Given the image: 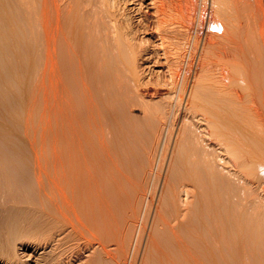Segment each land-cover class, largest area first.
I'll use <instances>...</instances> for the list:
<instances>
[{
  "label": "rangeland",
  "instance_id": "rangeland-1",
  "mask_svg": "<svg viewBox=\"0 0 264 264\" xmlns=\"http://www.w3.org/2000/svg\"><path fill=\"white\" fill-rule=\"evenodd\" d=\"M259 1L0 0V264H264Z\"/></svg>",
  "mask_w": 264,
  "mask_h": 264
},
{
  "label": "bare ground",
  "instance_id": "bare-ground-1",
  "mask_svg": "<svg viewBox=\"0 0 264 264\" xmlns=\"http://www.w3.org/2000/svg\"><path fill=\"white\" fill-rule=\"evenodd\" d=\"M53 1H55V0H53ZM115 1H116V0H115ZM120 1H122V4H126L125 1H127V0H118L119 3H120ZM149 1H150V3H151V6H152L151 9L153 10V13H154L153 17L155 18V21L153 20V23H154L153 25H154V27H155V29H156L155 32L157 31L156 34L159 35V39H160V42H161L160 44H161V46H163L162 48L164 49V54L167 55L168 58L170 57L169 55L174 54V55H173V57H174V56L178 53V51H177V49L174 50V51H171V50L175 49V45H174V48H173V45H172V47H171V45H170V44H171V43H170L171 41L169 42V41H168V38H167V36H170V35H167V34H168L167 32H169L170 29H173L172 27H174L173 25L176 24V23L180 26V27H179L180 29L183 28V29H186V30H187V29L190 27V26H189V23H190V22H188V20L190 21L189 16L191 17V15H190V14H191V13H190V9L187 11V12L190 13V14L188 15V17H185V16H187L188 13H186V14L183 16L184 13H182V12H184V8H189V7L185 6V7L183 8L182 6H183V4H184L185 2L182 4V0H181V4H179L180 6H178V3H176V6H173V7H171V6H172V4H173L174 2H173V3H170V2H172L173 0H171V1H170V0H149ZM165 1H166V3H165ZM167 1H169V3H170L171 6H170V5H167ZM174 1H175V2H179L178 0H177V1L174 0ZM184 1L187 2V0H184ZM188 1H189V0H188ZM251 1H252V0H251ZM123 2H124V3H123ZM247 2H248V1H247ZM255 2H257V4H258V0H255ZM261 2H262V1H261ZM261 2L259 1V4H264V3H261ZM119 3H118V4H119ZM250 3H251V2H250ZM186 4H187V3H186ZM255 4H256V3H255ZM257 4H256V5H257ZM173 5H175V4H173ZM257 6H259V5H257ZM116 7H117V6H116ZM176 7H179V8L181 7V8H183V11H182L181 8L178 9V8H176ZM262 7H264V6H262ZM112 8H113V5H112ZM250 8H251V7H250ZM256 8H257V7H256ZM259 8H260V6H259ZM260 9H261V8H260ZM114 10H115V9H114ZM186 10H187V9H186ZM186 10H185V11H186ZM246 10H247V8H246ZM256 10L258 11V9H256ZM262 10H264V9H262ZM262 10H261V11H262ZM117 11H118V10H117ZM96 12H97V11H95V12L93 13V15H95ZM113 12H114V11H113ZM113 12H110V13H109V11H108L109 14H105V15H107V16L104 15V19L107 18V19H106L107 21L103 19V13H102V17H101V18L106 22V24H107L108 20H110L109 22L112 21L111 24L108 22V25L103 24V26H102V28H103L104 25H105V29H106L105 32H106V31H108V32L105 33L104 30L100 29L101 32H104V33L107 35V36L104 35V38H102V37H103V36H102V37H101V38H102L101 40H99V39H100V36L98 37V38H99V39H98V44H102V43H103V44H102L103 48H104V46H106V45L108 44V42H109V39L107 38L108 40L106 41V38H105V37H109L111 33H112V36H113V34H117V32L119 31L118 28L115 29V28L117 27V26H116V25H117V24H116L117 22H115V21H118V20H117V17H119V16L117 15V12H116V11H115L114 13H113ZM191 12H192V11H191ZM211 12H212V11H211ZM46 13H47V12H46ZM100 13H101V12H99V15H101ZM111 13H112V16L110 15ZM253 13H254V12H253ZM97 14H98V13H97ZM97 14H96V16L98 17ZM118 14H119V13H118ZM210 14H211V13H210ZM259 14H260V13H259ZM259 14H258V15H259ZM262 14H264V12H262ZM179 15H180L181 17H180ZM256 15H257V13H256ZM108 16H111V17L108 18ZM251 16H252V15H251ZM92 17H94V16H92ZM246 17H247V16H246ZM258 17H259V16H258ZM186 18H189V19L187 20ZM256 18H257V17H256ZM260 18H261V17H260ZM96 19H98V20H96ZM102 19L95 18V20H94V18H92L91 20H94V22L92 23V22H90L91 20H90V21L88 20L90 23L88 22V23L85 24V25H90V26H89L90 29H91L92 27L94 28V26H91V24H96V21L101 22V23H104V21H103ZM121 19H122V18H121ZM176 19H178V20H176ZM179 19H180V20H179ZM252 19H253V18H252ZM101 20H102V21H101ZM146 20H147V19H146ZM258 20H259V18H258ZM260 20H262V19H260ZM118 22H119V21H118ZM146 22H147V21H146ZM146 22H145V23H146ZM261 22H264V20H262ZM246 23H247V22H246ZM259 23H260V22H259ZM97 24H98V23H97ZM112 24H114V25H112ZM115 24H116V25H115ZM142 24H143V23H142ZM147 24H148V22H147ZM150 24H152V23H150ZM177 24H176V26H178ZM81 25H82V24H81ZM81 25H80V27L76 28V29H77L76 31L78 32V34H79V31L84 32V33L86 32V31H83L82 29H79V28H81V27L83 26V25H82V26H81ZM101 25H102V24H101ZM120 25H122V24H120ZM126 25H127V23H126ZM148 25H149V24H148ZM153 25H152V27H153ZM248 25H249V23H248ZM257 25H258V24H257ZM261 25H264V24H261ZM114 26H115V27H114ZM123 26H124V24H123ZM123 26H122V27H123ZM143 26H144V25H143ZM146 26H147V25H146ZM216 26H217V25H216ZM86 27H87V26H86ZM89 27H87V28H89ZM147 27H148V26H147ZM150 27H151V26H150ZM150 27H149V28H150ZM260 27H261V26H260ZM95 28H96V29H99V27H98V28L95 27ZM100 28H101V27H100ZM149 28H148V29H149ZM261 28H262V27H261ZM261 28H260V29H261ZM90 29H89V30H90ZM183 29H182V30H183ZM92 30H93V29H92ZM116 30H118V31H117L116 33H114V31H116ZM96 31H97V30H96ZM120 31H121V30H120ZM109 32H110V33H109ZM132 32H133V30H132ZM132 32H131V33H132ZM186 32H187V31H186ZM84 33H81V34H84ZM87 33H88V32H87ZM89 33H90V32H89ZM92 33H93V32H92ZM104 33H103V34H104ZM107 33H108L109 35H108ZM134 33H135V31H134ZM97 34H99V33H97ZM97 34H95V37H97V36H96ZM169 34H170V33H169ZM261 34H264V32H262V30H261ZM88 35H89V34H88ZM100 35H101V34H100ZM80 36H81V35L79 34V36H78L77 38H79ZM121 36H122V35H121ZM92 37H93V36H92ZM118 37H119V36H118ZM262 37H264V36H262ZM77 38H76V39H77ZM88 38H89V37H88ZM116 38H117V37H116ZM128 38H129V37H128ZM128 38H127V39H128ZM79 39H80V38H79ZM104 39H105V40H104ZM121 39H122V37H121ZM127 39H126V40H127ZM129 39H130V38H129ZM129 39H128V41H129ZM169 39H170V38H169ZM96 40H97V39H96ZM102 40H103V41H102ZM112 40H113V39H112ZM123 40H124V39H123ZM80 41H81V40H80ZM105 41H106V42H105ZM116 41H117V43H118V42H119V39L116 40ZM76 42L79 43V41H77V40H76ZM89 42H90V41H89ZM99 42H100V43H99ZM101 42H102V43H101ZM77 43H76V52H78V49L80 48V45L77 44ZM83 43H84V42H83ZM83 43H80V44H83ZM93 43H94V42H93ZM95 43H96V42H95ZM105 43H107V44H105ZM117 43H116V44H117ZM88 44H89V43H88ZM118 44H119V43H118ZM118 44H117V46H118ZM121 44H123V42H122ZM126 44H127V43H126ZM128 44H129V43H128ZM172 44H173V43H172ZM94 45H95V44H94ZM110 45H111V44H110ZM124 45H125V44H124ZM100 46H101V45H97V47L99 48L98 52H101V51H102L101 53H102V55L104 56V53H103V52H104L105 50H101V47H100ZM108 46H109V45H108ZM108 46H106V49H107ZM81 47H82V46H81ZM125 47H126V46H125ZM177 47H178V46H177ZM177 47H176V48H177ZM179 47H180V45H179ZM89 48H90V47H89ZM131 48H132V47H131ZM80 49H81V48H80ZM86 49H87V48H86ZM104 49H105V48H104ZM179 49H180V48H179ZM108 50H109V49H108ZM116 50H117V49H116ZM176 51H177V52H176ZM105 52H106V51H105ZM113 52H114V49H113ZM121 52H122V51H121ZM246 52H247V51H246ZM117 53H118V52H117ZM131 53H133V51H132ZM119 54H120V53H119ZM102 55L100 54V57H101ZM105 55H106V54H105ZM108 55H109V54H108ZM110 55H111V54H110ZM138 55H139V54H138ZM76 56H77V57H76V59H77V58L79 57V52L76 54ZM103 56L101 57V58H103L102 60H104V57H103ZM121 56H122V55H121ZM176 56L178 57V55H176ZM176 56H175V57H176ZM261 56H262V55H261ZM100 57H99V59H98V62H99L98 65L100 64V62H102V60L100 59ZM109 57H110V56H109ZM115 57H116V56H115ZM114 59H115V58H114ZM166 59H167V58H166ZM112 60H113V59H112ZM173 60H174V59H173ZM76 61H77V60H76ZM171 61H172V60H171ZM77 62L79 63V65H81V64H80V58H78V61H77ZM77 62H76V63H77ZM112 62H113V61H112ZM114 62H115V61H114ZM123 62H124V61H123ZM81 63H82V62H81ZM96 63H97V61H96ZM102 63H103V62H102ZM252 63H253V62H252ZM103 64H104V63H103ZM77 65H78V64H77ZM77 65H76V69H77ZM79 65H78V69L76 70V74L79 73L80 75H76V76H78V77L81 76V78L79 77V78H80V80H79V78L77 77L76 79H78V80H76V81L80 82V83L78 84L79 86H83V82H84L85 80L89 79V78H86V76H85V75H87L86 73H85V75H83V72H82V71H83L84 68H83L82 66H81L82 68H79ZM96 65H97V64H96ZM121 65H123V64H121ZM116 66H117V65H116ZM258 66H259V65H258ZM79 69H82V71H81V70L79 71ZM107 69H108V68H107ZM258 69H259V68H258ZM78 71H79V72H78ZM84 71H85V70H84ZM77 72H78V73H77ZM172 72H173V71H172ZM175 73H176V72H175ZM87 77H88V76H87ZM95 77H96V76H95ZM95 77H94V78H95ZM84 78H85V80H84ZM92 78H93V77H92ZM252 78H253V77H252ZM93 80H95V79H93ZM87 81H88V80H87ZM87 81H85V83H86ZM81 82H82V83H81ZM85 83H84V84H85ZM76 85H77V82H76ZM78 85H77L78 88H80V89L83 88L84 91H82V92H84V93L87 92V94H85L84 96L81 95V94H84V93H81V92H80V98H82V101L84 102L85 107L87 106L86 108L89 109L90 111L87 110V111H89V112H87V111H85L86 109H85V110H82V111L80 110L79 112H81V113H79V112L76 111V112L78 113L76 119H77V120L80 119V116L83 115V112H84V111L87 112V113L84 112V114H85V115H86V114H87V115L90 114V115H89L90 117H86L85 115H83V116H85V118L82 117V116H81V118H82V120H83L84 122H85L86 118H87V119L89 118V119L87 120V122H85V123H87V124L89 123V125H87V126H88V129L90 128L91 130H93L92 127H89V126H94L95 123H96L95 125H98L97 122H96V120H97L96 118H98V114H99L98 112H99V109H98L97 104H96V105L94 104V102H96V100H95V99H91V98H94L93 93H91L93 97L89 96V94H90V93H89V90H88V89L86 90V88H85V86L87 85L86 87H88V88L91 90V92H93L92 89L90 88L91 86H89L88 83H86V85H84V87H79ZM84 88H85V89H84ZM76 89H77V88H76ZM85 90H86V92H85ZM77 94H78V93H77ZM91 94H90V95H91ZM86 95H87V98L85 97ZM82 96H83V97H82ZM90 97H91V98H90ZM84 98H86L85 101L88 99V100L86 101V102H88V103H87L88 105H86V103H85V101H84ZM93 100H95V101L93 102ZM92 103H93V107H94V105H95V107L97 106L98 112H97V110H96V112H97L98 114L95 113V109H96V108L93 109V107H92ZM88 106H89L90 108H88ZM78 109H79V107H78V105H77L76 110H78ZM82 109H83V108H82ZM93 111H94V112H93ZM255 111H256V113L258 114V116H259V114H260V115H264V113H262V112H264V111L261 112L260 109H259L257 106L255 107ZM79 115H80V116H79ZM95 115L97 116L96 118H95ZM259 117H260V116H259ZM83 118H84V119H83ZM90 118H91V119H90ZM94 118H95V119H94ZM260 118H261V117H260ZM262 119H264V117H262ZM82 120L80 119V121H78V122H80V123L82 122L81 124H83V125H81V129H82V126H84V128L86 129L87 126L84 125V123H83ZM89 120H91V121H89ZM88 121H89V122H88ZM90 122H92V125H90V124H91ZM78 124H79V123H78ZM78 124H77V121H76V127H77ZM79 126H80V124H79ZM79 126H78V127H79ZM99 126H100V124H99L97 127H99ZM78 127H77V128H78ZM97 127L95 126V128L98 130L99 128H97ZM93 128H94V127H93ZM95 128H94V129H95ZM81 129H80V127H79L78 130H76V133H77L79 130L81 131ZM85 129H84V130H85ZM90 129H89V130H90ZM80 131H79L78 133L81 135ZM86 131H87V130H85V132L83 131L84 134L81 135V139H79V138H80V135H78V137H76V139H79V140H77L78 142L76 143V149H77V144H79V143H80L79 146H80V145L83 146V144H84L83 141L85 140L83 136L85 135ZM81 132H82V131H81ZM88 135H89V134H88ZM82 138L84 139V140L82 141L83 143L80 141V140H82ZM100 138H101V137H100ZM90 140H91V139H90ZM79 141H80V142H79ZM85 141H86V140H85ZM103 141H104V140H103ZM81 143H82V144H81ZM94 144H95V143H94ZM78 148L81 149L82 147H81V148L78 147ZM77 150H78V149H77ZM77 150H76V151H77ZM80 151H81V150H79V152H80ZM79 152L77 151L76 153L78 154ZM76 156H77V155H76ZM78 156H79V154H78ZM76 158H78V161H79V157H76ZM76 161H77V159H76ZM77 163H78V162H77ZM82 174H83V173H82ZM77 175H78V174H77ZM78 185H79V184H78Z\"/></svg>",
  "mask_w": 264,
  "mask_h": 264
}]
</instances>
